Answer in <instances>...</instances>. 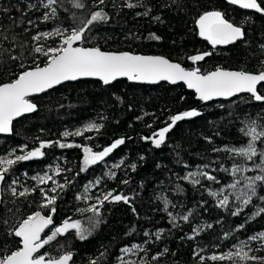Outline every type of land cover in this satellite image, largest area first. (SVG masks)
I'll return each mask as SVG.
<instances>
[{"label":"trees","instance_id":"1","mask_svg":"<svg viewBox=\"0 0 264 264\" xmlns=\"http://www.w3.org/2000/svg\"><path fill=\"white\" fill-rule=\"evenodd\" d=\"M129 2L140 6L128 8L126 5ZM83 3L85 7L79 9L74 7L73 0H58L53 5L57 8V15L45 21L43 17L51 9L43 8L40 0H0V83L14 80L24 70L21 65L43 66L46 57L35 53L36 47L43 45L47 49L60 43L59 37H42L36 41L34 36L54 32L57 27H81V21L87 20L101 8L110 19L94 25L85 33L84 47L163 56L187 69L198 67L202 73L218 68L256 72L264 67V14L230 6L227 0H105L99 7L98 0H83ZM29 4L36 7L30 9ZM213 10L223 12L225 18L237 24L246 20L243 23L244 39L213 47L201 37L197 20L204 12ZM145 11L148 15H142ZM153 34L160 39L152 38ZM203 53L211 55L205 56L202 61L190 59ZM33 102L38 111L15 122L12 137H0V155L24 144L34 148L40 140L80 144L92 147L94 151L110 146L118 138H125L126 141L106 158L104 164L95 165L79 176L76 173L82 167V148L61 149L53 145L45 149L44 158L15 166L13 171L19 177L20 185L29 188L36 186V182L25 178L24 172L29 177L37 173L42 175L47 166L54 167L56 164L70 170L56 176L60 183H64L65 178L73 182L57 201L55 225L72 217L84 221L87 226L92 213H81L79 209H87L95 201L77 200L76 197L85 184L97 178H102L103 182L92 190L93 196L115 190L116 194L123 193L130 197V203L105 202L101 209L102 222L87 239L80 240L74 231H70L46 245L41 254L48 253L55 257L71 251L74 253V264H91L92 260L96 264H119L117 257L122 255L121 248L142 244L147 251L140 252L139 258L148 264H199L200 258L194 256V250L204 248L201 255L205 257L213 252L219 254L232 249L239 241L264 231V213L249 221L243 230L235 231L257 207H264V201L254 197L252 204L239 216H233L231 211L218 207L216 199L205 191V188L217 190L226 187L233 181L230 174L214 172L219 184L202 181L201 185L193 186L187 181L177 180V176L195 171L197 165L213 160H219L224 167L230 168L233 163L228 158L230 154L213 149L246 144L248 138L239 132L243 126L241 122L260 118V122L264 123V102H256L249 95H243L229 102H213L204 106L183 85L147 86L125 80L111 86L97 81L66 84L34 98ZM192 109L201 115L178 121L160 148L154 147L150 140L143 139L170 123L171 116ZM93 121L102 123L104 127L99 132H88L83 136L65 138L62 135L65 131H75ZM258 148H264V145L258 144ZM121 159L124 164L113 169L116 178H107L105 173ZM234 161L253 166L251 161L241 157H235ZM255 162L259 163V158ZM132 163L137 165L135 171L129 167ZM212 167L218 165L213 164ZM123 180L129 183L124 184ZM177 183L184 189L183 192L175 191ZM20 185L16 186L17 191L23 190ZM51 186L50 183L40 187ZM257 191L264 196V186H258ZM161 193L176 205L173 208L170 204L168 208L173 215H186L192 210L188 222L178 219L179 226H173L168 213L163 210V201L158 198ZM42 201L38 188L36 192L20 197L14 196L7 185L3 187L0 206V245L3 246L0 247V255L10 253L19 245V238L8 235L19 221L36 211L49 214L47 208L41 207ZM234 206V203L230 204L229 208ZM201 224H211L212 227L206 228L196 239H188L192 229ZM133 227L135 232H131ZM161 229L163 234L156 240L155 233ZM146 231L151 234L150 238L144 235ZM228 232L233 234L228 239H222ZM251 246L255 250L252 255L264 256V248L258 241L252 242ZM165 248L168 249L166 254L153 259ZM205 264L212 262L206 261ZM247 264L258 262L248 261Z\"/></svg>","mask_w":264,"mask_h":264},{"label":"snow or ice","instance_id":"2","mask_svg":"<svg viewBox=\"0 0 264 264\" xmlns=\"http://www.w3.org/2000/svg\"><path fill=\"white\" fill-rule=\"evenodd\" d=\"M40 2L43 8L51 9L49 13L44 15L43 19L45 21L57 15V8L53 7V5H56L58 0H47L46 3L40 0ZM228 2L241 9L254 10L255 12L264 14V0H228ZM104 3L105 0H98L97 7ZM73 4L74 7L79 9L85 7L83 0H73ZM126 6L128 8H135L140 5L129 2ZM28 7L33 9L36 5L29 4ZM142 15H148V12L145 11ZM109 19V15L101 8L93 12L87 20L81 21L83 25L81 27L70 26L63 29L57 27L54 32H42L40 35L33 37L36 41H40L42 37H59L60 43L57 47H48L47 49L43 45L36 47L34 49L35 53L46 57L44 65L40 66L36 64L34 67L21 65L24 70L14 80L0 83V134H12L14 120L37 110V105L29 99L30 96L46 92L65 81H75L82 77H97L106 85L120 77H127L132 81L149 83L170 81L175 84L182 81L189 89H194L198 94V98L204 102L213 101L217 98H232L243 93L249 94L251 99L256 102H264V67L256 72L245 70L231 71L218 68L215 71L202 73L198 67L187 69L181 66V64L174 63L163 56L135 55L130 52H107L102 51L99 47H84L85 33L94 25L107 22ZM157 19L159 18L157 17ZM75 20L76 17L73 15V21L75 22ZM246 22L245 20L243 23ZM29 23L33 22L29 21ZM243 23L237 24L225 18V14L218 10L206 11L197 20L199 35L213 47L217 45H229L243 40L245 37ZM152 38L160 39V37L154 34ZM208 55H211V53L194 55L190 59L194 62L202 61ZM262 65H264V61H262ZM199 115L201 113L195 109L173 115L170 117V123L153 132L151 136L143 137V139L146 141L150 140L154 147L160 148L165 144L167 134L178 121L194 118ZM241 123L243 126L239 129V132L248 138L246 144L239 147L224 146L213 149L215 152L230 154L228 158L233 160L230 168L224 167L219 160H213L203 165H197L195 171H188L183 176H177V180H184L196 186L201 185L202 181L219 184L220 181L213 174L214 172L220 171L230 174L233 177V181L226 187H221L217 190L205 188V191L208 192L209 196L216 199L218 207L231 211V215L233 216H239L245 208L252 204L254 197L264 201V196L259 195L257 191L258 186H264V148H258V144L264 145V123L260 122V118L246 119ZM103 127L102 123L93 121L75 131H65L62 135L65 138L83 136L88 132H99ZM91 138L88 137V139ZM125 142V138H118L110 146L104 147L99 151H94L92 147L80 144L40 140L38 146L34 148H29L27 144H24L10 149L6 154L0 155V190L3 189V186L7 185L14 196L23 197L36 192L38 188L43 198L41 207L49 210L48 215H44L41 211L28 215L9 231V236L19 238V245L10 253L6 252L4 255H0V264H71L73 252L67 251L54 257L48 253L41 254V249L53 241H57L59 237L66 235L70 231H74L80 240L87 239L102 222L101 209L104 207L105 202L123 201L130 203L129 196L123 193L116 194L115 190L102 192L100 195L93 196L92 190L103 182L102 178H97L85 184L83 191L76 197L77 200L95 201L87 209H79L81 213L85 211L92 213L87 220V226H85L84 221L73 219L72 217H68L59 225H55L53 216L57 211V201L60 199L62 192L73 182L65 178L64 183H60L56 179V176H61L64 172L70 170L56 164L54 167L52 165L47 166L46 171L42 175L37 173L29 177L28 173L24 172L23 176L25 178L36 182V186L29 188L20 185L19 177L15 176L13 171L16 165L44 158L46 155L45 149L53 145L61 149L82 148V167L76 173L79 176L81 172H87L89 168L95 165L104 164L106 158L119 146L125 144ZM235 157L251 161L253 166L248 167L246 164L235 163ZM257 158H259V163L255 162ZM123 164L124 160L121 159L119 163L111 165L105 176L109 179H115L116 173L113 169L119 168ZM213 164L218 165V167L213 168ZM129 167L132 171H135L137 165L132 163ZM184 167L187 168L188 165L185 164ZM249 172H255L256 174L247 175ZM49 182H51V187H40L41 185H48ZM122 183L128 184L129 181L123 180ZM17 185H20L23 190L17 191ZM229 189L231 190L230 192H228ZM175 191L183 192L184 189L177 183ZM226 192L228 194H225ZM158 198L163 201V210L168 213L170 222L174 227L179 226L177 224L178 219L184 222L189 221V218L193 214L192 210L188 211L186 215H173L172 212L168 211V208L170 204L173 208L176 205L172 204L164 193H161ZM233 203L235 206L230 209L229 205ZM262 213H264V207H257L256 211L247 217L244 223L238 225L235 231L243 230L249 221L254 220ZM211 227V224L198 225L192 229V235L187 238L190 240L196 239L201 232ZM46 229L49 230V234L43 235L42 238V234H45ZM131 232H135V227L131 229ZM162 234L163 230H158L155 233L156 240H159ZM232 234V232L225 233L222 239H228ZM144 235L149 238L151 236L147 231ZM254 241H258L261 247L264 248V231L255 233L247 239L239 241L238 244L226 252L219 254L213 252L211 255L205 257L201 255L205 249L199 248L194 250L193 254L200 258L199 264H205L206 261H210L212 264L224 261H228L230 264H247L248 261L264 264V256L251 254L255 251L251 246ZM148 242L150 240L145 243ZM2 246L0 245V247ZM215 247H219V245H215ZM120 251L123 255L117 257L119 264H148L143 259L136 261L124 258L126 255H139L140 252H146L147 249L142 244H133L131 247L125 246ZM167 252L168 249L165 248L154 256L153 259H159L160 256ZM91 264H96V261L92 260Z\"/></svg>","mask_w":264,"mask_h":264},{"label":"water","instance_id":"3","mask_svg":"<svg viewBox=\"0 0 264 264\" xmlns=\"http://www.w3.org/2000/svg\"><path fill=\"white\" fill-rule=\"evenodd\" d=\"M227 3H228L230 6L240 8V7L236 6V5H232V4H230V3L228 2V0H227ZM250 11L255 12L254 10H250ZM256 13H258V12H256ZM237 42H239V41H236L235 43H237ZM117 53H119V52H117ZM132 54H133V53H132ZM135 55H141V54H135ZM145 56H154V55H145ZM164 58H165V57H164ZM166 59H167V58H166ZM174 63H176V62H174ZM181 66H182V65H181ZM123 80L128 81V82L131 83V84L147 85V86H156V85H159V84H168V85H170V86H180V85H183V86L186 88V90H187L188 92H190V93H193V94L195 95V97H196V100H197L198 102H201V104L204 105V106H207V105H209V104H211V103H213V102H229V101H231V100H233V99H235V98H237V97H240V96H243V95H249V94H247V93H243V94H239L238 96H236V97H232V98H217V99H214L213 101L204 102V101H201V100L198 98V94L195 92L194 89H189V88L187 87V85H186L184 82H182V81L177 82V83H175V84L171 83L170 81H159V82H156V83H149V82H142V81H132V80H129L127 77H120V78H117L115 81H112L111 83H109V84L106 85V84L103 83V81H101V80H100L99 78H97V77H82V78H80V79H78V80H75V81H65V82H63V83H61V84H59V85L53 87L52 89L47 90L46 92L39 93V94H34V95L30 96L29 99L33 102V99H34V98L41 97V96H43V95L49 93L50 91H52V90H54V89H56V88H59V87H61V86H63V85H66V84H74V83L82 82V81H97V82H101L104 86H111V85L115 84L116 82H118V81H123ZM33 103H34V102H33ZM37 111H38V107H37V110H36L35 112L27 113V114H25V115H23V116H21V117H18L16 120H14L13 125H14L15 122L21 120V119L24 118V117L31 116V115L35 114ZM12 136H13V133H12V134H0V137H5V138H10V137H12ZM3 187H4V186H3ZM2 200H3V189L0 190V206H1V204H2ZM42 213H43V212H42ZM55 214H56V213H55ZM55 214H54V216H53L54 224H55V216H56ZM44 215H45V214H44ZM48 233H49V230L46 229V230H45V234H42V238H43V235H46V234H48ZM42 250H43V249H41V251H42ZM73 260H74V257H73ZM73 260H72L71 264H74V263H73Z\"/></svg>","mask_w":264,"mask_h":264},{"label":"rangeland","instance_id":"4","mask_svg":"<svg viewBox=\"0 0 264 264\" xmlns=\"http://www.w3.org/2000/svg\"><path fill=\"white\" fill-rule=\"evenodd\" d=\"M251 173V174H250ZM256 173L255 172H249V173H247V175H255ZM51 182H49V184H50ZM231 190L229 189V191L228 192H230ZM228 192H226L225 194H228ZM230 199H232L231 197H230ZM123 255V254H122ZM124 258L126 259V260H136V261H140V258H139V255H126V256H124Z\"/></svg>","mask_w":264,"mask_h":264}]
</instances>
